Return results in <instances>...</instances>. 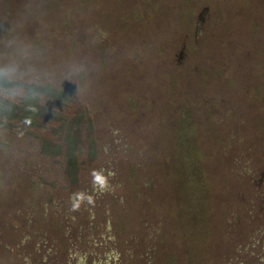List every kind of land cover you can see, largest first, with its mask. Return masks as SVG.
<instances>
[{
  "label": "rangeland",
  "instance_id": "obj_1",
  "mask_svg": "<svg viewBox=\"0 0 264 264\" xmlns=\"http://www.w3.org/2000/svg\"><path fill=\"white\" fill-rule=\"evenodd\" d=\"M263 98L264 0H0V264H264Z\"/></svg>",
  "mask_w": 264,
  "mask_h": 264
},
{
  "label": "trees",
  "instance_id": "obj_2",
  "mask_svg": "<svg viewBox=\"0 0 264 264\" xmlns=\"http://www.w3.org/2000/svg\"><path fill=\"white\" fill-rule=\"evenodd\" d=\"M235 62V61H234ZM247 70V69H246ZM251 73H252V71H251ZM258 89L259 88H257V91H258ZM259 93V92H258ZM251 94V93H250ZM260 94V93H259ZM254 95H256V92L254 93ZM259 97H261V96H259ZM207 101H206V108L208 109H211V108H213L214 106L216 107L217 105H218V103H216V97L215 98H213L212 96L209 98V99H206ZM262 107H264V98L262 99ZM229 108H233V109H235V107H228V109ZM249 110V108H247V111ZM228 111V110H227ZM259 119L257 120V124H258V126L259 127H261L262 129H264V109H262L261 107H260V109H259ZM31 114H32V112H31ZM222 119H220L219 121L220 122H222L221 121ZM219 121H217V120H214V123H213V125H212V129H213V126H214V124H216L217 125V123L219 122ZM193 126H195L194 124H193ZM192 126H191V132H192ZM250 130H252V128L250 127V125H249V127L247 126V125H245V124H242V123H239L238 124V129H237V132H238V137H239V139H238V141H237V145H239L240 143H241V141H242V138H241V136L243 135V134H245V136H247V134L249 133V131ZM187 138V137H186ZM189 139V137L187 138V142L185 143L186 144V146L184 145V147H182L183 149L182 150H179L178 151V153H177V155L176 156H178V154L179 155H183L184 156V153H185V151H187V154H190L191 155V160L189 161L190 162V164H188L187 166L188 167H190L192 170H194L193 172H196L197 173V175H199L200 177H201V179H203V178H206L207 176H208V173H206V172H208V170H213V169H215L216 171L217 170H219L220 168H217L216 167V165L215 164H212V155H211V153H209L208 151H206L205 149H204V147L202 146V145H200L199 144V142H197V141H189L188 140ZM227 143H226V147H225V149H223L222 147L220 148V149H218L217 148V150L215 151V153H214V156H216V157H218V156H222L223 158L225 157V158H227V161H226V164L225 165H227V166H229V168H227L226 170L228 171V170H230V167H233L234 165H235V162H232L231 161V159L229 158V153L227 152V150L226 149H228L227 147H229V145H230V143H231V140H232V136H230L229 138H227ZM260 140H262V139H260ZM264 141V140H263ZM263 141H262V143H263ZM254 142H255V139L254 138H252L251 140H249V141H245V143H247V145L245 146V148H243V150L244 151H246L247 153H248V155H246V158L248 159V162H247V165L249 164V166H251L250 164H252V161H253V157H255V155H253V156H250L251 155V153H252V151H254V152H256L255 151V149L253 148V146H254ZM261 147V149L259 148L258 150H260V151H262V152H264V146H263V144L260 146ZM83 150V148H80V151H82ZM243 150H239V151H243ZM243 151V152H244ZM177 152V151H176ZM242 152V153H243ZM237 153V151L234 153V155ZM245 153V152H244ZM233 155V156H234ZM263 155H264V153H263ZM231 157V156H230ZM244 157V156H243ZM204 158V159H203ZM242 158V157H241ZM245 158V157H244ZM243 158V161L245 160ZM207 160L208 161H210L211 162V164L210 163H208L207 162ZM240 160V159H239ZM224 161V160H223ZM231 161V162H230ZM59 165V164H58ZM211 165V166H210ZM60 167H62V164H60L59 165ZM182 167H183V165H182ZM252 167V169L250 170V171H247V174H250V172L251 171H254L253 170V166H251ZM245 170V169H244ZM227 171H226V173H227ZM200 177L198 178V181H200ZM194 179V178H193ZM233 179V178H232ZM234 180V179H233ZM232 180V181H233Z\"/></svg>",
  "mask_w": 264,
  "mask_h": 264
}]
</instances>
